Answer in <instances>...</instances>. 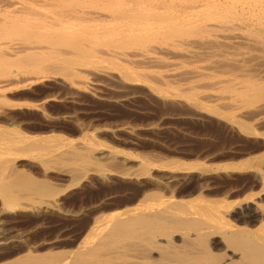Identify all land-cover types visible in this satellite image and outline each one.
<instances>
[{"label": "bare ground", "instance_id": "1", "mask_svg": "<svg viewBox=\"0 0 264 264\" xmlns=\"http://www.w3.org/2000/svg\"><path fill=\"white\" fill-rule=\"evenodd\" d=\"M51 84L67 91L23 95ZM82 93L118 104L141 93L256 136L253 126L264 123V0H0V264H264V180L258 193L229 185L214 200L202 184L196 203L145 186L125 205L67 209V198L93 180L160 184L152 158L116 170L119 150L88 134L56 133L53 105L77 103ZM101 160L118 163L107 169ZM261 164L264 154H255L220 169L256 177ZM165 165L166 191L186 170ZM53 176L69 184L55 187ZM49 214L60 220L51 224ZM15 215L30 219L27 230ZM77 220L79 229L67 228ZM58 222L65 225L53 235L41 234Z\"/></svg>", "mask_w": 264, "mask_h": 264}, {"label": "rangeland", "instance_id": "2", "mask_svg": "<svg viewBox=\"0 0 264 264\" xmlns=\"http://www.w3.org/2000/svg\"><path fill=\"white\" fill-rule=\"evenodd\" d=\"M49 90H53V92L59 93H64L65 91H67V89L63 86H56L55 84H51L48 87L38 85L35 86L32 90H23L22 92H25L23 93V95H29L30 93V95L38 97L42 96V94L44 95V93ZM131 90L137 92L140 91H138V89ZM140 94L141 93H139L136 99L132 102L126 104H118L113 101L109 102V100L103 101L94 99L88 94L82 93L78 96L77 103L67 105H59L57 103L58 105H53V113L58 114L55 115V120L53 121V127L56 130V133L64 136L67 139H76L77 137L80 138L88 134L87 136L91 135L93 139L95 138V141L97 140V142L101 143L102 145H105L114 150L116 149V151L119 150L120 154H118L121 155V159L120 161H118L120 163L116 162L118 163V166H116V170H119L120 168L121 171H131L138 167L137 161H139V159L149 160V158H152L154 161H152V159H150V161L156 165L155 167L157 170L154 178L158 183H160L158 185L150 183H147L145 185V183L135 184L131 181L128 182L122 180H113L109 182L93 180L87 186L82 188L81 191L78 190L70 195L69 198H67V209L73 207L70 209L71 211H78L77 209H85L95 203L100 204L101 207L103 205L104 209H108V207L114 206L115 203H117L118 205H125L136 198H140L141 193L143 191L146 192L147 190H141L142 188L145 189V186L146 188L153 187L152 189L148 188L146 193L153 191L158 192L165 197L172 196L176 199L182 200H191L192 197V201L195 200L194 203H196L197 201L195 198H197V196L199 195L200 185L206 183L210 184V189L212 192L210 196L212 197L209 196V198L212 199L222 197L220 194V196L217 195L218 191H222L223 188L225 190L229 187V185L238 187L248 186L247 193H258L260 189V181L264 180V164H261V166L259 167V173L256 175V177L247 172H234L232 176H227L220 168L227 166V164L233 165L235 163H239L241 162V160L247 159L255 154H264V123L253 126L254 130H256L255 132L258 133H256V136L245 137L238 134L237 132L235 133V131L233 132V130H231L221 121L212 118L194 117L189 115V111L184 107L172 104L163 105L162 102L156 99L153 100V98H147L148 96ZM108 95L113 96V93H109ZM56 109L59 111H57ZM80 129L82 130L83 135L81 132L79 133ZM58 130L61 132H59ZM221 156L223 158H221ZM100 163L103 167L105 166L104 168L107 167V169H110V167L113 166L111 168L115 169L114 165H116V163L113 164V162H109L106 160H101ZM109 163L111 166L109 165ZM172 163L175 164L173 165ZM165 164L172 168L175 167L174 169L180 168L186 170V172H184L181 176L182 178L179 177L177 181L167 180L166 186L169 185V188L167 187L168 189L166 191L163 188H160L165 185L166 181L164 176L166 172L170 171V169H167L168 167L162 168V166H166ZM184 164L188 165L191 169L188 166H184ZM193 165H197V168H193ZM126 167H128L129 170ZM204 168H211L212 170H215L216 173H218L216 174L215 172H213L206 179H202L203 177H200V170ZM160 173H162V175ZM221 175H223V177ZM259 177L260 179L258 180ZM58 178H60L61 180ZM53 180L54 181H52V183L55 187H64L65 185L69 184L68 180H63L60 176H53ZM204 180L206 181L204 182ZM256 183H258V185ZM155 186L158 187L156 188ZM169 192L173 193V195H171V193ZM241 197H233L228 201H235L237 199H241ZM122 201L124 203H122ZM71 204L72 206H69ZM104 204H106L107 208ZM15 216L14 217L16 219L19 218L18 222L20 223L18 224H21L20 227H18L21 229V227L24 226L26 228L23 227L21 230H27V227L29 228V223L27 222H29L30 219H28V217L25 215ZM45 217L51 221V224H53V219L60 220L59 216H53V214L46 215ZM50 218H52V220ZM77 221H79L78 223L80 225L77 223ZM77 221H71V223L67 225V228H69L70 230L79 229L82 225L83 220L82 222L81 220ZM24 222L28 226L23 225ZM75 222L77 224H75ZM51 224H49L50 227L48 226L44 228L42 230L43 232L41 231V234L45 233V235H53V231L55 230V228L59 229L62 228V224L65 225L62 222L56 223V226ZM70 225H72V228L70 227ZM63 228H65V226H63Z\"/></svg>", "mask_w": 264, "mask_h": 264}]
</instances>
